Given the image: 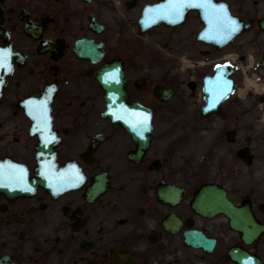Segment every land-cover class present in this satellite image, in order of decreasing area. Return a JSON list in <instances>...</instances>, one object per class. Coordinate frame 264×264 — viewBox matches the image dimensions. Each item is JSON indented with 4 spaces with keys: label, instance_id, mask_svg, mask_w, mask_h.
Returning <instances> with one entry per match:
<instances>
[{
    "label": "flooded vegetation",
    "instance_id": "flooded-vegetation-1",
    "mask_svg": "<svg viewBox=\"0 0 264 264\" xmlns=\"http://www.w3.org/2000/svg\"><path fill=\"white\" fill-rule=\"evenodd\" d=\"M225 1L232 10L264 9V0H252L251 6L246 0ZM126 2L0 0V47L7 35L25 56L8 78L0 104V160L25 165L33 181L36 139L29 137L19 103L52 85L57 88L53 130L61 140L56 170L74 161L87 176L82 188L64 194L39 185L22 194L0 188V264H264V33L256 28V34L241 36L221 51L202 50L203 55L186 48L194 64L189 73H178L175 62L170 78L156 83L175 90L172 113L178 116L170 118L171 131L156 134L155 126L148 153L134 159L136 142L99 113L100 90L86 77L122 58L128 100L161 105L154 96L156 84L149 81L156 78L139 59L143 53L125 55L111 46L108 28L116 4L124 8ZM91 14L106 25L100 36L89 29ZM193 22L196 17L188 16L173 33L176 43L194 45ZM83 37L104 41L99 64L73 52ZM226 66L233 68L232 91L217 113L201 117L204 79ZM222 80L227 81L226 70ZM140 81L146 82L144 89L138 88ZM178 119L182 125L200 124L196 132L206 142L204 164L180 169L176 163ZM105 181L107 191L91 200L88 191ZM204 186L205 201L197 211L196 196Z\"/></svg>",
    "mask_w": 264,
    "mask_h": 264
},
{
    "label": "snow or ice",
    "instance_id": "snow-or-ice-1",
    "mask_svg": "<svg viewBox=\"0 0 264 264\" xmlns=\"http://www.w3.org/2000/svg\"><path fill=\"white\" fill-rule=\"evenodd\" d=\"M186 7L210 9L213 12V17L220 25L221 30L226 32H232L236 30L235 21L231 20L227 16H221V14L225 11L224 6L220 5L219 9H216L215 6L211 4L210 0H206V2L204 3L178 2L174 4H169L166 11L169 15L179 16L181 10ZM147 119L148 118L146 116L143 117L140 121V124L143 125L144 123H146Z\"/></svg>",
    "mask_w": 264,
    "mask_h": 264
},
{
    "label": "rangeland",
    "instance_id": "rangeland-1",
    "mask_svg": "<svg viewBox=\"0 0 264 264\" xmlns=\"http://www.w3.org/2000/svg\"><path fill=\"white\" fill-rule=\"evenodd\" d=\"M253 13H258V12H254L252 11ZM162 113H158V115H161ZM189 143H190V146H189ZM194 147L195 149H200L203 147V140L202 139H193V140H190L188 142V144H186L184 146V152H187V151H194Z\"/></svg>",
    "mask_w": 264,
    "mask_h": 264
},
{
    "label": "water",
    "instance_id": "water-1",
    "mask_svg": "<svg viewBox=\"0 0 264 264\" xmlns=\"http://www.w3.org/2000/svg\"><path fill=\"white\" fill-rule=\"evenodd\" d=\"M209 17L211 18L212 17V14Z\"/></svg>",
    "mask_w": 264,
    "mask_h": 264
}]
</instances>
